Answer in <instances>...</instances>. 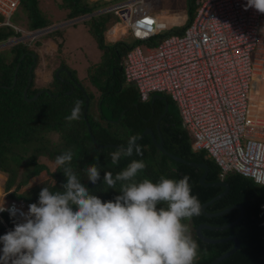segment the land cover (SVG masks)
Segmentation results:
<instances>
[{"label": "trees", "instance_id": "obj_1", "mask_svg": "<svg viewBox=\"0 0 264 264\" xmlns=\"http://www.w3.org/2000/svg\"><path fill=\"white\" fill-rule=\"evenodd\" d=\"M18 5L25 11L26 25L29 26L27 30L34 31L51 26L52 22L47 20L38 8L37 0H18ZM197 5L198 0H187L183 25L190 22ZM59 7L68 9L64 18L68 20L91 13L98 8L86 0H62ZM87 18L96 47L101 50V59L88 67L86 73L87 81L95 87L96 99H93L91 92L84 89L82 83L71 71H68L69 74L82 89L73 86L71 92H66L69 90V85L61 79H65L67 75L65 72H58L57 77H54L53 72L57 67L51 73L52 89L35 85L34 68L38 63L39 55L31 45H39L40 41L37 38H48L50 36L48 33L56 28L38 35L39 37L34 41L31 40L30 48L22 40L0 47V172L6 174L3 191L7 192L8 200L23 202L28 212L29 205L38 202L39 193L44 187H48L50 191H62L61 185L66 183V177L62 170L58 169L54 173L53 170H49L47 161L54 162L58 155L69 149L74 152L73 170L77 172L78 178L90 194L96 195L102 202L114 200L117 195H120L119 183L115 190L104 191L107 187L103 185L105 172H111L115 176L133 160H143L146 164V168L138 173L137 181L147 178L156 183L161 176L178 181L188 176L192 194L198 197L200 204L220 193L223 190L220 185L203 186L198 183L202 168L175 161L166 154H172L186 161L204 163L207 166L204 182L220 181L215 162L206 155L205 151L193 150L191 136L181 127L179 115L174 110L176 106L169 96L162 94L163 97H152L150 95L147 100L140 101L134 86L124 81L120 62L126 50L139 41L148 42L153 37L157 40L148 45L154 47L162 35L156 34L146 40H115L107 45L101 31L107 28L105 24L108 17L98 14ZM0 22H2L1 15ZM182 28L183 26L176 27L171 32L179 33ZM17 35L18 33L10 26L0 24V43ZM53 37L54 35L51 36ZM27 51H30L33 57L29 56ZM22 54L23 57L19 59ZM32 60H34L33 63ZM31 63V81L25 96L31 98L39 90L41 93L33 100H26L22 96V90L26 84L29 75L27 69ZM16 65L18 67L14 74ZM59 66L64 65L59 64ZM13 76L15 79L12 84ZM84 93L88 104L83 118ZM77 100L82 101L80 119L69 124L65 117L71 114ZM165 104L166 111L163 113ZM87 125L94 142L90 139ZM145 128L152 131L156 141L161 139L166 153H161L151 141L150 136L145 134L137 141L143 156H137L134 152L132 157L123 158L119 164L112 165L109 154L117 148L106 145L127 146L128 139L133 135L139 136ZM38 157H43L42 161H38ZM21 160H26V166L28 164L29 168L23 171V178L16 180L15 167L10 162L18 163ZM93 163L100 168V180L95 185L87 180L83 172ZM41 171H45L48 176L45 180L19 191L31 176L38 175ZM222 181L228 184L227 192L207 205L205 212L215 213L234 204L241 205L244 212L238 222L230 227L201 229V234L206 238L235 236L239 242L238 248L233 253L216 264H264V186L257 185L250 178L243 177L234 171L226 173ZM14 182H16L14 188L9 190ZM238 214L239 210L235 208L209 217L201 213L199 216L192 217L191 221H183L189 225L192 238L199 245L195 264H209L215 257L229 250L233 246V241L227 239L216 243H206L196 237L194 228L200 223L215 227L222 226L232 222ZM1 217L6 226L14 230L17 222L5 213H2ZM7 232L0 222V236Z\"/></svg>", "mask_w": 264, "mask_h": 264}, {"label": "built area", "instance_id": "obj_2", "mask_svg": "<svg viewBox=\"0 0 264 264\" xmlns=\"http://www.w3.org/2000/svg\"><path fill=\"white\" fill-rule=\"evenodd\" d=\"M246 3L198 0L190 22L183 25L184 16L179 23L181 32L162 36L145 52L138 45L128 48L120 67L140 101L152 93L169 96L193 150L215 162L220 181L234 171L264 186V14L245 10ZM17 7L18 0H0V24L19 32L9 21ZM107 12L116 16L109 27L121 26L115 38L126 32L132 40H146L166 28L151 0H115L103 8ZM3 206L8 210L0 212V221L9 232L1 214L22 223L27 211L20 201ZM2 249L0 243V256Z\"/></svg>", "mask_w": 264, "mask_h": 264}, {"label": "clouds", "instance_id": "obj_3", "mask_svg": "<svg viewBox=\"0 0 264 264\" xmlns=\"http://www.w3.org/2000/svg\"><path fill=\"white\" fill-rule=\"evenodd\" d=\"M244 8L264 14V0H247ZM81 105L75 101L65 117L69 124L80 119ZM137 139L131 136L126 148L109 154L112 165L134 152L143 156ZM73 158L71 149L55 158L53 173L59 169L66 177L62 191L44 187L38 202L21 213L24 222L0 236V264H195L199 245L183 221L199 216L201 204L188 176L178 181L163 176L156 183L147 178L137 181L146 164L133 160L115 176L105 172L104 191L115 190L119 183L120 195L102 202L78 178ZM83 172L94 185L100 180L96 163ZM3 204L0 212L8 210ZM15 214L13 209L11 215Z\"/></svg>", "mask_w": 264, "mask_h": 264}, {"label": "rangeland", "instance_id": "obj_4", "mask_svg": "<svg viewBox=\"0 0 264 264\" xmlns=\"http://www.w3.org/2000/svg\"><path fill=\"white\" fill-rule=\"evenodd\" d=\"M61 1L62 0H37V6L40 9V11L42 12V14L46 17L47 20H50V22H53L51 25L63 23V22L68 20V19H64L65 14L67 13L68 9L59 7V4L61 3ZM114 2H115V0L104 1V2L100 0L98 2H95L94 6H96L98 8L94 9L93 12H95L97 9L108 7L109 5L113 4ZM186 3H187V0H151V8H152V11L160 12V13H163L165 15L175 14L174 17H176L177 16L176 14H182L183 16H185ZM25 15H26L25 11L22 9V7L20 5H18L15 13L9 18V21L11 23H13L14 25L19 26L23 31L22 32H16V33H18V35L15 37H11L9 39L20 38L21 36L27 35L28 33L31 32V31L27 30L29 28V26L26 25V21H25L26 16ZM104 15H106L108 17L107 23L105 24V27H109L111 24H113L116 21V16L113 12H107V13H104ZM180 22H181L180 19H178L176 22L174 20L171 23H166V28L161 29L160 34L162 36L170 34V33L172 34L171 31H173L176 27H181V26H179ZM88 23H89V20L87 17H85L84 19L77 20L75 22H70L64 26L57 27L54 31L48 33V34H50V36L48 38H51L52 35H54L56 37L58 35H60L61 37H63L66 29L70 28L71 29L70 33H69V31H68V33L70 35L71 40L64 43L63 46H60L58 43H55V41H53L54 44H56L57 46L59 45L57 48V52L54 53L56 55L52 56V54H47L46 60L40 64H39V62L42 61V59H41L42 57L40 56L38 58V63L36 65L37 67L35 66L36 69L34 68L35 69V73H34L35 85L45 86V87H48L51 89L53 88V87H51V84H50L51 73H47L48 71L44 69V67L49 68L47 66V64L49 65L50 58L54 63H56V61H59L58 62L59 64H63L66 68H68V71L73 72V75L76 79H78L80 76H82V74L85 73L86 67L91 62L98 60V58L101 54V50L98 47H96V44H95L96 42H95V39H94L92 33L89 30ZM115 25H112L111 27H109V29L106 30V33H105V29L101 31V33H103L104 42L107 43V45H110L113 43L112 41L117 40V39L112 40V38H111L112 35H117V33H118L117 29L113 28ZM168 30H170V31H168ZM263 33L264 32L262 31L261 35ZM37 37H39V36H35L33 38H30V37L22 38V41L24 43H26V45L30 48V41L36 40ZM48 38H46V39H48ZM37 39H39L40 44L37 46L31 45V47L34 48L36 52L38 51L37 53H39L40 50L43 51L44 47H42V46H43V42L46 39H44V37H41V38L39 37ZM109 39H111V40L109 41ZM126 39H125L126 41L132 40L131 36L130 37L128 36V38H126ZM154 40H157V38L153 37L148 42L147 41H139L135 45H138L139 48L141 49V51L145 52L144 48L149 47L148 44L152 43ZM60 61H62V62L60 63ZM45 62H47V64ZM51 64H52V62H51ZM58 69L62 70L61 67L57 68L56 70H58ZM60 72H63V71H60ZM53 74H54V72H53ZM54 77H57V76H54ZM84 80H86V79H81L79 81L82 83V86L84 87V89H86V91L91 92L93 94V97H94L93 99H96L97 93H95L93 91H89L88 89H89L90 85L87 83V80L86 81H84ZM91 89H95V87L92 86ZM46 91H48V90H46ZM68 91H66V92H68ZM162 94L163 93H152L151 96L152 97H154V96L163 97ZM262 97H263V91H261V93L259 95V99H258L259 103L262 101V99H261ZM172 105H174V104L172 103ZM250 105H252V103ZM92 110H93V107H92ZM174 110L177 113L176 108ZM42 159H43V157H38V161H42ZM11 162H10V164H12V166L15 167L14 169L16 172V180L23 178L22 177L23 171H25V169L29 168L28 164L26 166V160H23V161L21 160L18 163H15L14 161H11ZM47 166H48L49 170H53L55 165H54V162H52V161L48 162L47 161ZM47 177L48 176L43 172L40 173L39 175L31 176L27 180L26 184L23 185L19 191H22V190L29 188L30 184H31V186H34V185L40 183L41 181L45 180ZM5 179H6V174L0 172V186L2 188H3V182L5 181ZM15 184H16V182H14V184L11 185L9 190H12L14 188ZM0 193H1L0 194V204L6 203L7 200L9 199L7 196V192L0 191Z\"/></svg>", "mask_w": 264, "mask_h": 264}, {"label": "water", "instance_id": "obj_5", "mask_svg": "<svg viewBox=\"0 0 264 264\" xmlns=\"http://www.w3.org/2000/svg\"><path fill=\"white\" fill-rule=\"evenodd\" d=\"M102 10H103V9H99V10H96L95 12H91V13H88V14L83 15V16H78V17H75V18L69 19V20H67V21H65V22H63V23H59V24H56V25H51V26H47V27H44V28L36 29V30H34V31L30 32V33H28L27 35H23V36H21L20 38L7 39L5 42L0 43V47H2V46H6V45H9V44H11V43H13V42H16V41H18V40H22V38H27V37L33 38V37H35V36H38V35H40V34H43V33L47 32V31L53 30V29H55V28H57V27H60V26L66 25V24H68V23H70V22H75V21H77V20L84 19L85 17H89V16H91V15L100 14V13H102ZM30 55L33 57V54H30ZM22 57H23V54L19 57V59H21ZM33 61H34V60H32V63H33ZM32 63H31V65H29V67H28V72H29V71L31 70V68H32ZM17 67H18V66L16 65L15 68H14V74L16 73ZM59 70H60V69L54 71V75H55V76H57ZM14 79H15V76H13L12 84H13V82H14ZM30 81H31V76L28 75V77H27V81H26V84H25V86H24V88H23V90H22V96H23V98L26 99V100H33V99L36 98V96H37L39 93H41V90H39V91H38L37 93H35L31 98H26L25 93H26V89H27V87H28ZM74 85L77 86V87H79L80 89H82V87H81L78 83L75 82ZM72 89H73V85L70 84V85H69V91L71 92ZM69 91H68V92H69ZM46 92H47V91H46ZM87 104H88L87 96H86V94L84 93V106H83V114H82V115H83V118H84V116H85V111H86ZM165 111H166V104H165V106H164V112H165ZM164 112H163V113H164ZM87 131H88V133H89V136H90L91 141L94 142V139H93V137H92V135H91V133H90V128L88 127V125H87ZM145 134H148V135L150 136L151 141L154 143V145L156 146V148H157L161 153H166L165 150H164L163 147H162V141H161V139H159L158 141H156L155 138H154V135H153L152 131H151L149 128H145V129L139 134L137 141H138L143 135H145ZM137 141H136V143H137ZM102 146H105V145H102ZM106 146L114 147V148H117V149H118V148H126V147H127V146H120V145H116V144H108V145H106ZM166 154H167L170 158L174 159L175 161H178V162L184 163V164L189 165V166H192V167L202 168L203 171H202L201 175L198 177V183H199L200 185H203V186H208V185H220V186L223 187V190H222L220 193H218L217 195H215V196L212 197L211 199H209V200H207V201H205V202H203V203L201 204V213H202L204 216L209 217V216H214V215H217V214H222V213H225V212H227V211H229V210H231V209H235V208H237V209L239 210V214H238V216H237L232 222H230V223H228V224H225V225H222V226H216V227H215V226H209V225H207V224H205V223H200V224H198V225L194 228V233H195L196 237H197L198 239H200L201 241H203V242H206V243H216V242H221V241H224V240H227V239L233 241V246H232L229 250H227L226 252L222 253L221 255L215 257V258L209 263V264H216V263L219 262L221 259H223V258L227 257L229 254L233 253V252L238 248V246H239V242H238V240L236 239L235 236H227V237H225V238H213V239H212V238H206V237H204V236L201 234V229H202V228L222 229V228H226V227H230V226H232L233 224H235L236 222H238V220L243 216V212H244L243 207H242L241 205H239V204H234V205H231V206L228 207V208H225V209H223V210H221V211H218V212H215V213H207V212H205L204 209H205V207H206L207 205H209V204L212 203L214 200H216L217 198H219L220 196L224 195V194L227 192V190H228V184H227L226 182H224V181H218V182H214V183H205V182H204V178H205V176H206V174H207V166H206V164H204V163H196V162H192V161H186V160H184V159H182V158H179V157H177V156H174V155H172V154H169V153H166Z\"/></svg>", "mask_w": 264, "mask_h": 264}, {"label": "crops", "instance_id": "obj_6", "mask_svg": "<svg viewBox=\"0 0 264 264\" xmlns=\"http://www.w3.org/2000/svg\"><path fill=\"white\" fill-rule=\"evenodd\" d=\"M86 1H87L88 3L94 5L95 2H98V1H100V0H86ZM101 1L104 2V1H110V0H101ZM174 15H175V14L165 15V14L159 12V14H157V17H158L159 21H163L164 23H171V22H173L174 20H175V22H176L178 19H180V21L183 20V17H184V16H183L182 14H176V15H177L176 17H174ZM52 23H53V22H52ZM63 26H64V25H63ZM18 27H19V26H18ZM107 28H108V27H107ZM107 28H105V30H106ZM113 28L117 29V31L121 30V26H120L119 24H116ZM113 28H112V29H113ZM70 30H71L70 28H67L66 31L64 32L63 37H61L60 35L57 36V37L54 36L53 38H48V39H46V40L43 42V46H42V47H44V49H43V51L40 50V52L38 53L39 57H40V56L42 57V58H41L42 61H40L39 64L46 60V55H47V54H52V56H55L56 54H54V53L57 52V48H58V46H59V45H60V46H63L64 43H66V42H68L69 40H71V39H70V35H69ZM68 31H69V33H68ZM107 32H108V31H107ZM110 36H111V35H110ZM116 36H117V35H112L111 38L114 39ZM107 38H108V37H107ZM109 38H110V37H109ZM126 38H128V35H127L126 32H123V34L120 33V36H118V37L115 38V39H117L118 41H126V40H127ZM125 39H126V40H125ZM110 40H111V39H109V41H110ZM53 41H55V43H58L59 45L57 46L56 44L53 43ZM112 42H113V41H112ZM50 48H51V49H50ZM37 52H38V51H37ZM100 59H101V54H100L98 60H96V61H94V62H91V63L86 67L85 73L82 74V76H80V77L78 78V80L86 79L87 68H88V67H91V66L94 65V64H96ZM51 62H52V64H51ZM58 62H59V61H56V63H54V62L51 60V58H50V63H49V65L47 64V62H45L49 68L44 67V69L48 71L47 73H52V71L55 69V67H57V66L59 65ZM61 62H62V61H60V63H61ZM36 67H37V66H36ZM36 67H35V69H36ZM35 69H34V73H35ZM86 80H87V79H86ZM86 80H84V81H86ZM87 83L89 84L88 81H87ZM89 85H90V84H89ZM91 88H92V85H90V87H89L88 90H89V91H93V92L96 93V90H95V89H91ZM94 110H95V106H94ZM42 172L46 174L45 171H41L40 173H42ZM40 173H39V174H40ZM39 174H38V175H39ZM46 175H47V174H46ZM0 190L3 191V188H2L1 186H0ZM0 194H1V193H0Z\"/></svg>", "mask_w": 264, "mask_h": 264}, {"label": "flooded vegetation", "instance_id": "obj_7", "mask_svg": "<svg viewBox=\"0 0 264 264\" xmlns=\"http://www.w3.org/2000/svg\"><path fill=\"white\" fill-rule=\"evenodd\" d=\"M96 15H97V14H96ZM91 16H93V15H91ZM26 53L30 56V51H27ZM29 65H30V64H29ZM28 67H29V66H28ZM59 67H61V69H62V70H60V71L65 72V74L67 75V77H66L65 79H61V80L67 82L68 85L71 84V85L75 86L74 83H75V82L78 83V82H77V81H76V80H75V79L69 74V72H68V68H66V67H64V66L62 67V66H59V65H58L57 68H59ZM57 68H56V69H57ZM56 69H55V70H56ZM27 70H28V69H27ZM60 71H59V72H60ZM28 73H29V75H30V71H29ZM27 77H28V76H27Z\"/></svg>", "mask_w": 264, "mask_h": 264}, {"label": "bare ground", "instance_id": "obj_8", "mask_svg": "<svg viewBox=\"0 0 264 264\" xmlns=\"http://www.w3.org/2000/svg\"><path fill=\"white\" fill-rule=\"evenodd\" d=\"M262 99V98H261Z\"/></svg>", "mask_w": 264, "mask_h": 264}]
</instances>
